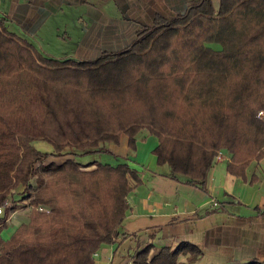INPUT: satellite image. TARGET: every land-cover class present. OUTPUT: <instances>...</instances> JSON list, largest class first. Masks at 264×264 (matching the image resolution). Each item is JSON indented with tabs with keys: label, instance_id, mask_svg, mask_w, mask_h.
Here are the masks:
<instances>
[{
	"label": "trees",
	"instance_id": "1",
	"mask_svg": "<svg viewBox=\"0 0 264 264\" xmlns=\"http://www.w3.org/2000/svg\"><path fill=\"white\" fill-rule=\"evenodd\" d=\"M11 24L0 14V207L10 198V214L27 201L34 217L11 242L0 240V264H96L104 246L124 237L139 170L129 159L114 166L78 161L107 153L123 134L131 157L147 130L158 139L153 154L170 168L167 177L203 191L219 151L241 176L264 159V0H220L218 10L213 0H199L172 17L158 14L128 46L92 60L45 56ZM36 141L55 154L36 149ZM61 155L73 159L46 164ZM67 173L79 194L64 217L47 199ZM15 193L23 197L13 200ZM48 222L61 233H45ZM152 249L138 250L134 264H196L203 254L190 243L154 256Z\"/></svg>",
	"mask_w": 264,
	"mask_h": 264
},
{
	"label": "crops",
	"instance_id": "2",
	"mask_svg": "<svg viewBox=\"0 0 264 264\" xmlns=\"http://www.w3.org/2000/svg\"><path fill=\"white\" fill-rule=\"evenodd\" d=\"M198 1L0 0V14L8 16L11 26L18 31L34 37L53 14L85 8L91 26L101 27L103 35L87 32L72 58L92 60L102 51H118L128 46L142 26L153 24L156 15L172 17ZM219 4L220 0H213L216 10ZM47 145L49 148L44 151L38 150L55 154L53 146ZM157 146L158 139L150 134L137 136V150L131 157L129 137L124 134L119 144L105 146L116 165L131 160L140 172L141 183L127 199L130 210L121 228L124 237L104 246L95 256L96 264H134V256L140 249L152 245L154 256L164 247L174 249L181 243L202 250L196 264H264V159L252 160L241 176L235 172L239 165H233L235 171H229L230 155L221 151L223 160H215L207 190L203 191L169 179L170 168L160 167L153 154ZM69 159L73 158L58 163L50 157L46 164L62 165ZM33 184L36 185L35 181ZM23 191L20 188L16 193ZM214 202L216 207L212 205ZM27 204L21 201L15 212L0 215V240L4 243L11 242L20 228L33 223V210L25 208ZM183 259L186 261L188 257Z\"/></svg>",
	"mask_w": 264,
	"mask_h": 264
},
{
	"label": "rangeland",
	"instance_id": "3",
	"mask_svg": "<svg viewBox=\"0 0 264 264\" xmlns=\"http://www.w3.org/2000/svg\"><path fill=\"white\" fill-rule=\"evenodd\" d=\"M91 24L92 21H90V19L88 18V11H86L85 8L67 10L64 11L63 13L59 12L57 15L53 14L46 22V24L38 32H36V35L34 37L28 36L26 38H29L30 40L33 38L34 40L31 42L38 48V50L43 55L60 60H66L75 56L74 52L78 50L80 43L82 42V39L87 37L85 36L87 35V32H91L92 35L93 34L98 36L103 35V29L101 27H92ZM10 30L12 32H16L24 36L20 31H18V28L14 27V25L13 26L10 25ZM212 46L215 49L219 48L217 45H212ZM259 114L258 117L263 118L260 117ZM148 134L149 132L147 130L141 131L139 133L140 136L144 135L145 137H147ZM34 146L36 149L42 151L49 148L47 143L41 141H36L34 143ZM53 157L57 159L58 163L63 162V159L65 158H69V156H62V155L53 156ZM94 160L103 164H110L113 166L116 165L117 163L108 153H97L78 159V161L82 162V164H86L87 162L89 161L92 162ZM94 169L95 167H91V168H87L86 170L91 171ZM64 176L66 177L65 180H62L61 183L58 184L57 186H53L50 188L49 198L47 197L48 198L47 200H49V202L51 203H53L52 200H54L56 201L57 206L59 205L60 207H63L61 210L64 214V217H66L67 213L71 209L70 208L71 205L68 203H70L73 198H78L77 196L79 193H77L78 183L76 182V180L72 176H69L68 173ZM79 196L82 197L81 193ZM19 197H20L19 194H15L16 200H18ZM4 206H5L4 214L1 215L3 217L6 216L7 209L14 206V204L12 203V200L9 198L6 200ZM42 207L45 211H48V213L45 211L44 212L40 211V212L44 213L46 216H49L51 208L49 207L46 208L44 207V205ZM78 211L79 210H74L73 213L77 214ZM78 217L81 218L80 215ZM44 220L45 218H43L42 221ZM66 223L67 222H63V226H65ZM59 226H62V224H59L58 227ZM52 228H54V230L57 229L56 227H54L53 222H48L46 229L48 231L47 232L44 231V232L47 234L52 233L54 231ZM57 231L58 230H56L55 232L59 234L61 233L60 231L59 232ZM74 232L76 233V231ZM181 261H184L183 257L181 258Z\"/></svg>",
	"mask_w": 264,
	"mask_h": 264
},
{
	"label": "built area",
	"instance_id": "4",
	"mask_svg": "<svg viewBox=\"0 0 264 264\" xmlns=\"http://www.w3.org/2000/svg\"><path fill=\"white\" fill-rule=\"evenodd\" d=\"M259 115H260V117H262L263 113H260ZM223 156H224V154H223L222 152H218V153H217V157H216V161H221V160H223ZM6 205H8V204H6ZM212 205H213L214 207H216V206H217V203L214 202ZM4 208H5V206H1V207H0V215H3V214H4ZM39 210L42 211V212L45 211V210L43 209V207H40ZM45 212L48 213V211H45ZM95 256H97V254H96Z\"/></svg>",
	"mask_w": 264,
	"mask_h": 264
}]
</instances>
